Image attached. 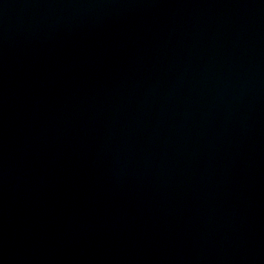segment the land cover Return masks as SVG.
Listing matches in <instances>:
<instances>
[{
    "label": "water",
    "instance_id": "obj_1",
    "mask_svg": "<svg viewBox=\"0 0 264 264\" xmlns=\"http://www.w3.org/2000/svg\"><path fill=\"white\" fill-rule=\"evenodd\" d=\"M0 264H264V0H0Z\"/></svg>",
    "mask_w": 264,
    "mask_h": 264
}]
</instances>
